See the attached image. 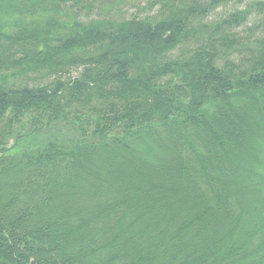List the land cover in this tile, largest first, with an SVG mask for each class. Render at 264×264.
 <instances>
[{
  "label": "trees",
  "instance_id": "1",
  "mask_svg": "<svg viewBox=\"0 0 264 264\" xmlns=\"http://www.w3.org/2000/svg\"><path fill=\"white\" fill-rule=\"evenodd\" d=\"M130 1L0 0V264H264V1Z\"/></svg>",
  "mask_w": 264,
  "mask_h": 264
},
{
  "label": "rangeland",
  "instance_id": "2",
  "mask_svg": "<svg viewBox=\"0 0 264 264\" xmlns=\"http://www.w3.org/2000/svg\"><path fill=\"white\" fill-rule=\"evenodd\" d=\"M143 2L145 0H142ZM253 1H256V0H245L244 2L242 3H239V4H235V3H231L230 5H228L227 7H224V8H219L217 10V12L219 14H223L225 11H227L228 13L229 12H232V11H235L237 8H240V9H245V7H247L250 3H252ZM259 1H264V0H259ZM132 4L134 3V1H130ZM130 5V4H129ZM125 9H130V11H136L135 9H133L131 6H125L124 7ZM257 17H260L258 16L257 12H255L250 20H249V24L246 25L245 27L249 28V27H252V28H256L257 25H259V22H260V18H257ZM257 18V20H256ZM259 21V22H258Z\"/></svg>",
  "mask_w": 264,
  "mask_h": 264
}]
</instances>
